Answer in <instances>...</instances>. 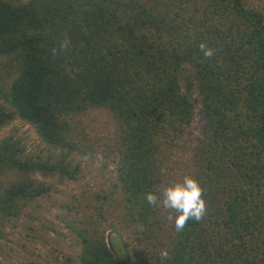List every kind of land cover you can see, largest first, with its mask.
<instances>
[{"label": "trees", "instance_id": "1", "mask_svg": "<svg viewBox=\"0 0 264 264\" xmlns=\"http://www.w3.org/2000/svg\"><path fill=\"white\" fill-rule=\"evenodd\" d=\"M96 109L118 125L117 179L66 220L80 247L66 262L125 264L119 237L135 264H264L263 11L246 0H0V129L20 118L49 146L0 137V239L52 190L38 175L76 179L70 155L98 153L80 119ZM196 110L189 176L207 211L178 232L174 211L146 195L175 183L168 161Z\"/></svg>", "mask_w": 264, "mask_h": 264}, {"label": "rangeland", "instance_id": "2", "mask_svg": "<svg viewBox=\"0 0 264 264\" xmlns=\"http://www.w3.org/2000/svg\"><path fill=\"white\" fill-rule=\"evenodd\" d=\"M246 3L264 12V0H246ZM80 119L92 139H97L100 143V150L93 157L81 153L70 155L80 166L76 179H64L60 182L56 178L37 176L40 181L51 183L52 190L29 202L8 238L0 239V259L5 264H71L65 261V257L68 255L75 258L80 247L76 235L66 226V220L75 216L76 210L80 211L85 198L96 192L107 194L114 189L117 176L112 151L117 136V122L102 109L92 110ZM201 131L202 122L196 110L188 133L181 140L185 144L183 150H178L168 161L169 164H174L171 174L175 183L189 176L192 158L188 145L196 141ZM10 133L21 139L28 152L46 155L49 146L30 123L19 118L0 129V137ZM85 214L88 215L87 212ZM85 214L80 213L78 216ZM110 233L111 229L107 230L106 237ZM109 242L111 243V239ZM113 243L117 250L115 254L123 263L137 262L133 247L127 252L119 237Z\"/></svg>", "mask_w": 264, "mask_h": 264}, {"label": "clouds", "instance_id": "3", "mask_svg": "<svg viewBox=\"0 0 264 264\" xmlns=\"http://www.w3.org/2000/svg\"><path fill=\"white\" fill-rule=\"evenodd\" d=\"M207 56L212 55V50L204 43L200 45ZM146 200L150 205L159 207L163 204L166 209L175 213V228L181 231L190 219L200 220L207 211L206 201L203 197V188L198 180L191 176H185L181 182L170 184L158 197L155 193H148ZM162 257L168 256L167 249L161 252Z\"/></svg>", "mask_w": 264, "mask_h": 264}, {"label": "water", "instance_id": "4", "mask_svg": "<svg viewBox=\"0 0 264 264\" xmlns=\"http://www.w3.org/2000/svg\"><path fill=\"white\" fill-rule=\"evenodd\" d=\"M109 247H112L111 243L107 240Z\"/></svg>", "mask_w": 264, "mask_h": 264}, {"label": "flooded vegetation", "instance_id": "5", "mask_svg": "<svg viewBox=\"0 0 264 264\" xmlns=\"http://www.w3.org/2000/svg\"><path fill=\"white\" fill-rule=\"evenodd\" d=\"M107 240H108V241H110V238H109V237H107Z\"/></svg>", "mask_w": 264, "mask_h": 264}]
</instances>
